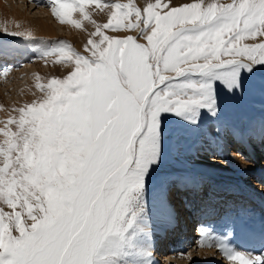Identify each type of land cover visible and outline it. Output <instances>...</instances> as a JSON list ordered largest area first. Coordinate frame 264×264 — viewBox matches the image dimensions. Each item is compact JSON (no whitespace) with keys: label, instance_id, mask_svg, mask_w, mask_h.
I'll return each mask as SVG.
<instances>
[{"label":"snow or ice","instance_id":"1","mask_svg":"<svg viewBox=\"0 0 264 264\" xmlns=\"http://www.w3.org/2000/svg\"><path fill=\"white\" fill-rule=\"evenodd\" d=\"M46 4L59 23L94 31L85 54L63 41L40 52L72 70L46 83L37 75L42 97L0 127V264H152L145 191L162 121L215 115V83L239 90L242 72L264 66V0ZM198 243L231 264H264V252L241 253L206 229Z\"/></svg>","mask_w":264,"mask_h":264},{"label":"rangeland","instance_id":"2","mask_svg":"<svg viewBox=\"0 0 264 264\" xmlns=\"http://www.w3.org/2000/svg\"><path fill=\"white\" fill-rule=\"evenodd\" d=\"M0 1L7 9L17 6L27 15H33L32 17L49 18V23L54 26L56 32V35L51 37L33 36L32 40H25L22 37L11 35L13 31L10 30L12 29L6 27L4 17L0 18V23L3 22L0 24H3L0 30V98L8 105H11L13 101L16 102L11 107L18 109L43 95L35 87L37 82H32L36 80L35 71L37 69L50 72L48 76H39L40 83H46L53 77L63 78L72 70L70 63H56L55 56L41 58L40 52L55 47L63 41L77 52L85 54L83 46L89 34L94 31V26L88 21H83V28L76 29L71 25L69 27L67 24L59 23L51 14L46 0ZM121 2H126V0H121ZM135 2L142 6L145 0H135ZM189 2L191 0H172L174 6ZM86 10L98 23L106 22L107 10L100 12L95 5L88 6ZM73 16L80 18L79 13H74ZM105 32L107 35H137L136 31L114 33L111 30H105ZM245 42L252 43L253 41ZM241 84V89L230 92L220 82H216V114L212 115L207 110H202L196 124L182 121L173 115H165L162 121V159L146 179L147 224L153 221L154 216L158 219L160 217L156 212L159 196L163 194L167 196L172 190L180 187H183V190L197 187L200 192L209 194V197L202 195L199 203L205 207L216 206L222 201L250 200L252 195L244 187L247 185L264 192L262 179L255 175L260 169L261 172L264 169V146L258 145L250 129L255 120H264V66H255L250 73L242 72ZM26 94L31 99H27ZM6 120L7 118L0 114V127H3ZM262 138L264 139L263 136ZM2 139L3 136L0 135V140ZM220 140L226 142L227 152L223 153L225 149L222 152L218 151ZM244 141L247 142V148H245ZM244 150L247 152L250 150V155L247 156ZM238 159L244 160L248 168L250 167L249 172L243 173V183L246 185H242L233 175L231 176V173L230 175L220 173L223 169L229 168L230 163L238 164L235 163ZM170 160L172 163L177 162L182 168L173 169V171L166 169L169 168ZM170 171L173 173L169 174ZM245 204L248 203L245 202ZM249 205L254 211L248 213L262 211L254 207L255 204L252 202ZM155 219L154 222L158 225V219L156 221ZM195 228L193 224L189 232L190 239L186 238L182 243L176 244L175 254L170 257L169 263L164 261V257L162 258L166 249L161 247L158 251L161 255L156 257L157 254H152L156 258L152 264H196L204 257H208L209 260L198 264H231L230 261L221 257L216 247H201L198 243L200 236ZM148 231L152 237L155 228L150 226ZM166 254L171 255V252L167 251ZM192 258L193 260L190 261Z\"/></svg>","mask_w":264,"mask_h":264},{"label":"bare ground","instance_id":"3","mask_svg":"<svg viewBox=\"0 0 264 264\" xmlns=\"http://www.w3.org/2000/svg\"><path fill=\"white\" fill-rule=\"evenodd\" d=\"M4 13L6 14L5 16H4ZM32 16L31 15H27L26 12H23L17 6H13L11 8L9 7V9H7V7L5 8L1 4V1H0V18L4 17L3 19H4L5 23L7 24L6 27H9L10 29H12V30H10L9 28H7L10 31H13V32L31 31V33L33 34L34 37L35 36H48V37H51L52 35L53 36L56 35V32L54 30V26H52L51 23H49V20H50L49 18L46 17L45 19H43V16L36 17V18H35V16L34 17H32ZM1 23H3V22H1ZM2 25H0V30L2 29ZM68 26L70 27V25H68ZM35 73L37 75H39L40 77H43V76H48L50 72H49V70L46 71V70H43V69L42 70L41 69H37L35 71ZM32 82L36 83L37 80L32 81ZM25 91H26V89H25ZM31 92H33V91H31ZM28 93H30V92H28ZM26 97H27V94H26ZM27 99H31V97L28 96ZM10 104L11 105L3 103L1 98H0V114L2 115V117L8 118L10 115H12V116L18 115L17 112L13 111L15 108L11 107V106H14L16 104V102L13 101ZM250 129H251V133L254 135L255 140H257L258 145H263L264 146V139L262 138V136L264 137V120H255L252 123ZM246 143L247 142L244 141L245 148H247V144ZM223 149H225V151H223ZM227 149H228V146H227L226 142H224L223 140H220V146L218 147V151H221V152L223 151V153H224V152H227ZM243 152H246L247 156L250 155V150H248V152L246 150H244ZM263 154H264V152H263ZM171 161L172 160H170V162H169V168H166V169H172V171H173V169L180 170L182 168V167H180V165L177 162L176 163L175 162L172 163ZM235 163H238V164L230 163L229 164V168L227 167V168L223 169L222 172H220V173H227L228 175H230L229 173H231V176L233 175V177H235L242 185H246V183H243V178H244L243 173H246V171L249 172L248 170L250 169V167L248 168V166L246 164L247 162H244V160L241 161V160L238 159V160L235 161ZM172 171H170L169 174L173 173ZM161 174H164V173H161ZM227 174H225V175H227ZM255 175H257V178L258 177L262 178L263 179V183H264V169L262 170V172H261V169H260L258 171V173L255 174ZM244 187H246L248 189L247 190L245 188L246 191H248L249 194L252 195V198L255 199V201L264 204V192L262 193V190H257L251 185H247V186H244ZM178 192H179V190H176V192H175L176 193V197H178V199L181 198V197H183V198L186 197V195H183V194L177 195ZM196 192H199V188L198 189H197V187L196 188H191L190 191L187 193V197L190 196L189 198L192 201H196V204H197L198 198H196V197L198 196L199 193L195 194ZM182 193L185 194V191H182ZM158 202H157V206H156L157 207L156 208V212H157V215H160V217L158 219V218H156V216H154L153 217V221L148 223V227H150V226L152 227L153 226L155 228V231L153 232V236L150 237V238H151V251H152V254H154V255L157 254L156 257H158V255H161V252L160 253L158 252L159 248L157 249L158 244H159V237L161 236V234L163 233V231L165 230L166 227H170V225L175 220L178 219V215H179L178 211H179V213H181V210H180L181 206H179L177 204H174V202H172L164 194L159 196ZM232 203L233 204H238V201L234 200V202H232ZM193 205H195L194 202H193ZM184 206L186 208H188L187 211L189 212L190 211L189 205L185 204ZM208 213H209V211L207 210L205 212V214H208ZM202 217H205V215H203ZM155 218L158 219L157 220V224L158 225H156V223L154 222ZM156 219H155V221H156ZM248 219H250V217L246 218V220H248ZM251 219H253V222L255 223V225L258 228L262 229V231L264 232V228L259 227L258 218H251ZM202 229L208 230L205 227V225L204 226L201 225V227L198 226L197 230H198V233H199V236H200L199 239H201V230ZM189 231H190V229H189ZM209 232L213 236H215L217 238H220L217 235H215L214 233H212L211 231H209ZM186 238H189V233H188ZM229 244L236 251H239V252L245 253V254L252 253V254L255 255L256 252H264V249L256 250V251H244V250H241V249L235 247L234 243H229ZM210 248H213V247H210ZM167 251H169V250H166L165 254L164 253L162 254V258L164 257L165 260L164 259L163 260L167 261L169 263L170 262V257L173 254H175V251H171V255L170 254L167 255L166 254ZM218 252H220V251L218 250ZM220 255H221V257L223 259H226L223 256L222 253ZM167 256H169V257L167 258ZM207 258L208 257H204L203 260L199 259L196 262V264L201 263V262L206 261V260L208 261L209 259H207ZM155 259L156 258L154 256L151 257L152 261L155 260ZM192 260H193V258L190 259V261H192Z\"/></svg>","mask_w":264,"mask_h":264}]
</instances>
